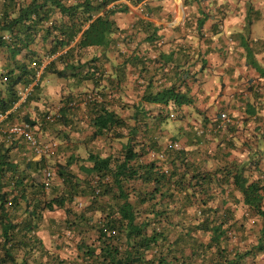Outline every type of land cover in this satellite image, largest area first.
<instances>
[{"label":"trees","instance_id":"trees-1","mask_svg":"<svg viewBox=\"0 0 264 264\" xmlns=\"http://www.w3.org/2000/svg\"><path fill=\"white\" fill-rule=\"evenodd\" d=\"M113 2L0 0V52L7 50L16 66L8 72V82L4 81L8 84L9 97L0 100L6 101L2 102L1 111L7 112L20 100L15 91L17 86H28L34 81L37 66L32 68V63L40 66L45 58L55 55L58 57L46 69L59 79H74L79 85L103 82V60L90 58L88 51L109 50L114 43L113 36L120 32L113 19L120 10L108 9ZM140 22L141 32L147 34L145 42H157L159 36L154 26ZM78 37L77 45L71 47ZM138 62L139 58L134 57L130 64ZM251 64L259 70L253 54ZM106 95L99 91L96 93L98 100L90 96L86 101L91 126L96 129L93 138L124 139V130H129L128 143L118 156L102 158L89 154L87 161L92 166H80L84 182L67 167L56 168V174L74 193L55 197L46 207L41 199H27L28 191L21 187L27 179L22 173L27 170L23 172L14 165L10 155L16 146L12 144L21 141L6 145L0 139L3 145L0 190L7 173L14 172L19 176L16 184L21 193L10 201L7 193H0V264H31L37 258L51 259L49 264H259L255 259L264 255V184L260 180L250 182L246 175L248 168L239 164L208 170L206 160L194 159L186 150L174 148L181 142L179 134L170 139L173 149L164 150L163 137L157 133L164 131L169 115L149 121L145 119L152 117L143 105L133 106L132 118L136 123L129 127L111 109ZM72 97H66L65 108L60 110L54 123L47 120L48 114L45 120L66 126L70 121L67 110L76 111ZM146 100L143 103L166 107L171 104L175 107L169 108L171 111L193 104L186 94L174 87L161 90ZM8 120L6 127L17 123L9 124ZM24 122L33 127L37 124L29 117ZM231 122L232 119L221 131L229 129ZM208 126L215 127L211 123ZM139 131L142 135L138 139ZM162 155L163 159L158 158ZM261 160H251L255 171L261 170ZM83 183L90 199L85 207L76 200V194L86 193ZM232 186L240 192V198ZM40 188H45L43 183ZM21 201L27 206L33 205L34 211L65 210V226H57L62 228L60 237L64 236L76 246L71 249L70 244L64 245L65 259L60 258L59 247L47 250L36 241V235L27 236L41 224V214L36 213L35 223L31 220L13 223L10 210H19ZM249 217L258 220L259 229L251 228L250 221L246 224ZM23 226L28 227L22 238L31 240L27 252H22L25 241L22 242L16 233ZM17 239L19 242L15 246L8 247ZM22 253L25 255L21 257Z\"/></svg>","mask_w":264,"mask_h":264},{"label":"crops","instance_id":"crops-1","mask_svg":"<svg viewBox=\"0 0 264 264\" xmlns=\"http://www.w3.org/2000/svg\"><path fill=\"white\" fill-rule=\"evenodd\" d=\"M108 9L120 10L113 17L120 32L113 36L114 43L109 50L88 51L92 54L90 58L94 56L103 60V82L79 85L74 79H59L46 69L58 57L55 55L45 58L40 66L33 62L32 68L37 66L34 68V81L15 89L20 100L7 111L9 124L23 123L29 117L36 121L35 129L42 143L48 140L58 144L55 156L48 161L37 157L24 142L12 144H16L10 153L14 165L23 172L27 170L22 173L27 179L21 185L28 191L27 199H41L46 207V203L53 198L74 193L56 174V168L67 167L84 182L80 166H92L87 161L89 154L106 158L122 153L128 143L129 130H124V139L93 138L96 129L91 126L87 100H83L90 96L98 100L96 93L99 91L108 95L105 99L111 101V109L130 127L136 123L132 118V107L139 105H143L152 117L145 120L156 121L167 114V122L174 121V110H169L175 108L173 105L166 107L143 103L147 101L146 97L174 87L186 94L193 104L175 109L187 124L177 126L174 123L177 127L168 129L166 136L165 132L157 133L163 137V149H173L170 139L179 134L181 142L174 148L186 150L194 159L206 160L208 170L231 168L239 164L248 168L246 175L250 182L260 180L264 184V0H114ZM140 21L154 26L159 36L157 42H145L147 34L141 32ZM79 40L80 37L71 47H75ZM252 54L259 70L251 64ZM134 57L139 58V62L131 65ZM0 60L2 100L9 97L8 84H5L8 80L4 82V78L8 79V72L16 66L7 50L0 52ZM68 84L70 88H67ZM69 96H73L72 102L76 106V111L73 108L67 110L66 116L70 121L66 126L48 123L44 117L65 108V99ZM2 102L6 101H0V106ZM120 105L122 108H118ZM223 114L232 119L229 129L223 132L215 129L213 132L211 128L214 127L208 125L211 123L217 128L222 124ZM139 132L138 139L142 135V131ZM215 133L219 135L212 136ZM2 147L0 142V152ZM201 150L205 151L199 154ZM158 158L163 159V155ZM256 158L262 159L263 171L252 168L251 160ZM46 171L51 172L53 177L45 179ZM18 177L14 172H9L5 181L1 182L3 188L0 193H7L9 201L21 195L16 184ZM40 183L45 188L41 189ZM231 188L238 198L242 196L233 186ZM83 189L86 193L78 192L76 200L85 207L90 199L85 185ZM21 202L19 210H10L13 223L22 224L30 220L35 223L36 213L41 214V224L27 236L36 235V241H40L47 250L59 247L60 258L65 259L64 245L70 244L71 249L76 248L64 236L60 237L67 219L65 210L49 211L44 208L34 211L33 205L27 206L25 201ZM67 207H70L69 204ZM26 227H19L16 231L22 242ZM18 242L17 239L8 247ZM24 243L22 252H27L31 240L27 238ZM24 255L22 253L21 257ZM49 261L51 259L37 258L31 264H49Z\"/></svg>","mask_w":264,"mask_h":264},{"label":"built area","instance_id":"built-area-1","mask_svg":"<svg viewBox=\"0 0 264 264\" xmlns=\"http://www.w3.org/2000/svg\"><path fill=\"white\" fill-rule=\"evenodd\" d=\"M4 81H7V78H4ZM9 114L7 112H3L0 109V138L2 141L6 142V145L12 144L14 141L24 142L30 150H32L37 157L44 160L52 159L57 150V145L55 143H42L40 138L36 132L35 127L23 123H16L14 125L5 126V123L8 120ZM59 117V112L49 114L47 120L49 122H55V120ZM230 122V117L227 114H223L222 116V124L217 128H211L213 132L216 130H222L224 126ZM211 132V131H209ZM53 176V174L49 171H46V177L49 179Z\"/></svg>","mask_w":264,"mask_h":264},{"label":"rangeland","instance_id":"rangeland-1","mask_svg":"<svg viewBox=\"0 0 264 264\" xmlns=\"http://www.w3.org/2000/svg\"><path fill=\"white\" fill-rule=\"evenodd\" d=\"M180 2V1H179ZM181 15H182V13L181 12H179ZM173 14V13H172ZM170 19H173L172 18V16H170L169 17ZM92 55V54H91ZM91 55H89V56H91ZM87 55H85V57H84V60L86 61L87 60ZM2 62V60H0V64H2L1 63ZM61 67V66H60ZM1 74V73H0ZM0 84H2L1 82H0ZM68 86H69V84H68ZM67 86V88H69ZM54 95V94H53ZM55 98V97H54ZM88 99V98H87ZM87 99H85V100H83V101H86ZM84 103V102H83ZM118 108H122V106L120 105ZM172 112V111H171ZM174 113H175V119H174V121H172V120H169L167 123H166V125H164V131L163 132H161L160 131V133L162 134V133H164L165 132V136H166V133H167V131H168V129H170V130H172V129H174V127H177V126H179V125H182V124H187L186 122H183L182 120V117H181V114L179 113V114H177L178 112L177 111H174ZM50 114V113H49ZM123 114V113H122ZM177 114V115H176ZM174 123H176V125H174ZM174 125V126H173ZM171 126V127H170ZM168 139H170V138H167V140ZM44 142V141H43ZM46 144H49V143H55L57 146H58V144L56 143V142H48V140H46ZM168 142V141H167ZM45 143V142H44ZM119 150H121V147H119ZM118 156V155H117ZM53 159V158H52ZM250 221V223H251V228H253V229H259L260 228V226H259V224H258V220H256L254 217L250 220V217H249V219H247V221H246V224L248 223ZM65 257V256H64ZM259 264H264V255H258V257L255 259Z\"/></svg>","mask_w":264,"mask_h":264}]
</instances>
